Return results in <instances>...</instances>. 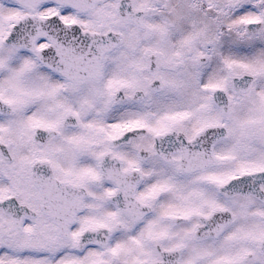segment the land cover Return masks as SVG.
Instances as JSON below:
<instances>
[{"label": "snow or ice", "instance_id": "1", "mask_svg": "<svg viewBox=\"0 0 264 264\" xmlns=\"http://www.w3.org/2000/svg\"><path fill=\"white\" fill-rule=\"evenodd\" d=\"M0 264H264V0H0Z\"/></svg>", "mask_w": 264, "mask_h": 264}]
</instances>
